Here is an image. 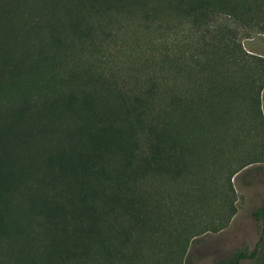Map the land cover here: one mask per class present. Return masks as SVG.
<instances>
[{
	"label": "trees",
	"instance_id": "obj_1",
	"mask_svg": "<svg viewBox=\"0 0 264 264\" xmlns=\"http://www.w3.org/2000/svg\"><path fill=\"white\" fill-rule=\"evenodd\" d=\"M138 17L209 40L126 70L116 38ZM254 28L264 0H0V264H193L160 195L231 119L263 152L264 58L240 42ZM253 216L257 247L218 264H264V201Z\"/></svg>",
	"mask_w": 264,
	"mask_h": 264
},
{
	"label": "rangeland",
	"instance_id": "obj_2",
	"mask_svg": "<svg viewBox=\"0 0 264 264\" xmlns=\"http://www.w3.org/2000/svg\"><path fill=\"white\" fill-rule=\"evenodd\" d=\"M248 32L240 40L242 48L264 58V33L256 28ZM207 40V33L191 31L180 19L138 17L123 25L115 48L123 51L119 60L123 68L136 71L165 49L180 44L182 49L192 50L193 44ZM260 111L264 120V88L260 93ZM245 126L249 128L247 122L231 119L223 142L203 141L202 157L193 180L167 185L160 195L163 206L157 213L165 218L162 222L167 231L166 240L173 244L172 236L176 231L182 232L188 240L187 253L193 264H218L236 251L250 252L258 245L261 224L256 222L253 212L264 201V150L259 148L260 141L247 137ZM234 137L238 141L233 142ZM247 155H250L248 160ZM249 161L252 163L228 181L229 170ZM240 264L252 262L245 260Z\"/></svg>",
	"mask_w": 264,
	"mask_h": 264
}]
</instances>
